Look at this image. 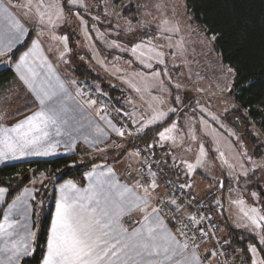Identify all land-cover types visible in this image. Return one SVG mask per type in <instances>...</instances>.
Returning <instances> with one entry per match:
<instances>
[{
  "label": "rangeland",
  "instance_id": "1",
  "mask_svg": "<svg viewBox=\"0 0 264 264\" xmlns=\"http://www.w3.org/2000/svg\"><path fill=\"white\" fill-rule=\"evenodd\" d=\"M25 2L26 0H11L12 5ZM35 2L33 0L34 4ZM49 2L51 0H45V4ZM57 3L61 11L60 18L56 17L55 8L50 10L54 24H49L47 17L44 23H40L37 18L29 19L26 23L29 35L23 45L27 44L30 35L33 36L19 56L28 50L33 40L39 39L38 57L42 55L55 60L65 56L74 66L76 62L85 64L101 73L112 87L126 90L133 107L132 113L122 108L133 124L139 123V130L149 129L152 138L156 135L160 138V132L172 129L166 133L171 139L164 140L172 143L177 153L188 155L189 162L184 163L186 171L193 177L200 170L208 178L199 176L197 189L203 187L200 185L201 181L206 184L205 190L211 189L202 196L209 195L214 204L212 210L217 211V203L222 202L223 207L225 205V221L218 214V226L221 228L219 236L229 248L231 264H253L254 259L259 264L264 260V244L260 243L261 237H264V229L256 228L244 212L253 215L250 210L255 208L259 215H264V198L257 185L264 190V133L255 123L245 119L246 112L241 111L235 103L231 94L234 71L227 72L231 67L222 61L217 52L215 39H212L215 36L207 33L195 21L187 10L186 0H121L118 3L114 0H57ZM16 9L17 16L23 20L20 10ZM63 37H67L66 47ZM137 44L142 47L134 53L132 49ZM111 51L116 54H110ZM14 55L11 53V61ZM7 59L3 57L1 60ZM160 60L164 62L160 63ZM8 65L10 63L2 62L0 69ZM60 80L78 93L82 89L81 79L77 84L72 83L73 80L69 78ZM10 88V84L0 86V124L6 121L8 113L22 109L33 101L31 96L9 94ZM97 90L108 96L106 89L97 87ZM160 112L166 115L149 123ZM229 116L240 120L241 130L229 120ZM251 138L254 141H250ZM201 146L204 155H201ZM9 159H0V163L10 161ZM197 159L201 161L199 165L196 164ZM75 160L74 164L93 169L101 164L102 159L82 157ZM189 164L195 165L191 171ZM60 175L59 172L35 174L31 171L29 180L25 183L17 181L11 185V189L0 186L8 189L0 204V220L4 213L11 214L12 221H15L16 214L19 216L14 229L9 230L13 233L11 236L0 234V264H9L10 253L5 248L11 246L10 241L26 236L28 231L35 233L30 250V255L33 254L45 216L49 214V226L43 246L45 254L60 186L70 180L76 185H86L93 179L74 173L58 181ZM225 178L228 179L226 184ZM128 179H125L127 182L124 184L131 187L136 183ZM246 183L247 187L243 185ZM25 188L30 189L32 194H25L16 207H11ZM12 190L13 194L9 197ZM137 191L142 193L143 189ZM153 197L155 198L154 193ZM25 201L32 205L27 214L23 212ZM150 207H158L155 199ZM132 215L136 217L135 221L141 218L139 213ZM161 215L167 226L174 229L169 220L162 213ZM228 226L252 239L246 244L248 260L242 249L234 248L229 243ZM178 238L184 242L182 236ZM250 245H255V253L250 251ZM207 248L210 249L211 246ZM195 249L197 247L189 246L187 253L190 255ZM196 255L200 258V264H219L213 256L201 253ZM20 259L18 264H21Z\"/></svg>",
  "mask_w": 264,
  "mask_h": 264
},
{
  "label": "snow or ice",
  "instance_id": "2",
  "mask_svg": "<svg viewBox=\"0 0 264 264\" xmlns=\"http://www.w3.org/2000/svg\"><path fill=\"white\" fill-rule=\"evenodd\" d=\"M11 7L18 8L24 19L15 15L9 6L0 3V58H8L0 61L3 63L12 62L10 54L29 35V30L25 26L29 19L37 18L40 23H44L47 17V22L54 24L50 10L56 9L57 19L61 15L57 0H51L47 4L45 0H36L35 4L33 0H26L25 3ZM164 23L167 24V21ZM62 39L66 47L67 37ZM141 47L142 45L137 44L132 51L135 53ZM39 50V39L33 40L28 50L14 62L18 80L39 107L14 126L0 127V159L54 154L59 141H53V133L59 136L62 129L71 127L72 118L65 101L72 97L65 84L55 75L47 59L42 55L38 57ZM163 62L160 60V63ZM44 69L47 71L42 75ZM227 72L232 73L233 69L228 68ZM88 103L94 105L96 101ZM79 107L77 104V108ZM165 115L164 112H160L149 123L162 119ZM112 127L120 136L124 135L122 129H117L114 125ZM171 130L165 129L160 132V138L171 139L166 135ZM97 131L102 133L99 128ZM66 134L71 135L70 132ZM134 155L138 156L139 152ZM201 155H204L203 146ZM200 163V159H197L196 164ZM96 167L98 166H94L92 171L86 173L89 178H95L87 188H78L71 180L60 186L42 264H200V258L195 251L190 255L187 253L189 241L185 239L181 242L178 238L185 235L182 228H169L161 215L163 209L150 207L154 199L157 204L164 203L162 198L153 197L154 190L159 187L155 179L147 185L137 181L130 187L114 179L115 173L111 167L107 173L99 175L96 173ZM194 167L195 165H188L190 171ZM141 188L143 191L139 193L137 189ZM7 192V188L0 187V199H3ZM25 194L31 195V190L25 188L11 207H16L17 202L21 201ZM170 203L176 204V201L171 200ZM239 203L243 204V201ZM31 207L32 205L25 201L23 212L27 214ZM250 211L253 215H249L248 212H244V215L256 228L264 229V215H259L255 208ZM133 213H139L141 218L135 221V226L129 228L122 221L125 217L131 218ZM190 219L198 223L195 217ZM16 223L18 222L9 221L8 215H5L4 222L0 223V233L11 236L13 233L9 230H13ZM34 236L35 233L28 231L26 236L10 241L11 246L5 248V251L10 253L9 264L12 262L18 264L22 256L31 254V241ZM260 243L264 244V237H261ZM249 248L253 253L257 251L255 245H250ZM212 255L214 256L215 252ZM253 264H257L255 259ZM259 264H264V260Z\"/></svg>",
  "mask_w": 264,
  "mask_h": 264
},
{
  "label": "trees",
  "instance_id": "3",
  "mask_svg": "<svg viewBox=\"0 0 264 264\" xmlns=\"http://www.w3.org/2000/svg\"><path fill=\"white\" fill-rule=\"evenodd\" d=\"M114 1L118 3L121 0ZM186 5L195 21L200 23L207 33L215 36L214 45L217 52L222 61L233 69L231 94L235 103L241 111L246 112L245 119L255 123L264 133V0H186ZM75 69L81 79L85 78L90 83L99 79L85 64L77 62ZM12 76V69L7 67L0 70V85L11 80ZM101 83L111 99L123 107L118 97L121 92L105 81ZM149 133L151 131L146 133V138L152 140V135L148 137ZM250 141H254V138ZM75 159L74 156H58L3 164L0 166V186L11 189L13 183L19 182L25 173L30 175L31 171L35 174L59 172L61 175L58 181L74 173L82 174L88 167L74 164ZM12 194L13 190L10 191L9 197ZM223 216L222 205V218ZM49 219L47 214L37 238L35 251L23 258L21 264H41ZM227 231L229 243L234 248L242 249L245 259L248 260L246 244L252 239L232 226H228Z\"/></svg>",
  "mask_w": 264,
  "mask_h": 264
},
{
  "label": "crops",
  "instance_id": "4",
  "mask_svg": "<svg viewBox=\"0 0 264 264\" xmlns=\"http://www.w3.org/2000/svg\"><path fill=\"white\" fill-rule=\"evenodd\" d=\"M0 3L4 4L5 6H9L10 10L13 11V13L15 15H18L17 9L11 7V6H13L11 4V0H0ZM34 32L35 31H33L32 33L34 34ZM32 36L33 35H30L29 38L27 39V44L29 43V40H31ZM23 43L18 45L17 48L14 49L13 54H15V55L13 56V59H12V62L10 63V65L2 68V69H4V68L8 67V68L12 69L13 76H12L11 80H9L6 83L1 84L0 86L10 84L12 88H10L9 94L13 93L16 95H21V96L23 95V96L29 97V96H31V94H27L25 92L26 90L19 83V80L16 76L15 69H14L15 60L18 59L19 53L21 51H23L27 46V44L23 45ZM110 54H116V52L111 51ZM45 58L47 59V62L52 66V69H53L56 76H59L62 79L65 78V80H68V78H69V80L75 81V84H77L78 80L81 79V77H79L77 72H76L74 64H72L73 62H71V60L68 59L67 57L64 56L61 59H55V60H51L50 58H47V57H45ZM1 59L2 58H0V61H2ZM37 62L39 63V59H37ZM0 64H2V62H0ZM2 69H0V70H2ZM46 71H47L46 69L42 70V75L45 74ZM93 71L95 72L96 75L99 76V79L92 80V85L95 86L96 88L97 87L102 88L101 82H103V81L107 82L106 81L107 79L103 78L104 76L101 73L99 74L95 70H93ZM15 82H17V83H15ZM66 88L68 90V93L72 97V99H67L65 101L66 106L69 109V115L72 118L70 120L71 127L68 129H62L61 135H59V136H56L53 133V136H52L53 141H59V144L55 150V153L51 154V155H47V156H44V155L18 156L17 158H10L9 159L10 161L2 162L0 164L3 165L6 163L22 162V161H27V160H32V159H51V158H55L58 156H74L76 159H79L82 157H85L87 159L92 158V157H100L102 159L100 161L101 164L98 165V167H96V169H95L97 175H99L100 173H107L108 168L111 167L115 173L114 179L119 181V183H121V184L126 183L127 181L125 179H128V177L125 174V168L127 166H129L131 157L137 158V156L134 155L133 151L125 153V152H116L115 150H113L111 142H110V131H114L113 127H112L113 125L115 126V128H117L116 121L112 118L105 117L102 114L101 107L98 105L97 102L94 105H92V104H89L88 101H93V100H91L89 98H84L82 96H81V98H79L78 94L80 93V90L78 93V91L69 89V87H66ZM116 88L121 92V93H119L118 97L120 98V101H121L123 108L125 110H127L128 112L132 113L131 111H132L133 107L131 106V102L129 101V99L127 97L128 94H127L126 90H123V88L120 89L119 87H116ZM77 104L80 105L79 108H77ZM38 107H39V105L37 103H35L34 101H32V103L31 102L28 103V105H26V107H24V108L18 109L17 111H14L13 113L12 112L8 113V115L6 117V121L2 122L0 124L1 125L0 127H12V126H14L18 121L24 119L26 116L35 112L38 109ZM142 119H144V118H142ZM134 124L136 127H138L137 125L139 123L136 124V122H135ZM97 128L101 129L102 133L98 132ZM142 131H145L147 133L150 130L149 129H142ZM67 132H70L71 135L69 136L68 134H66ZM150 136H151V133H149L148 137H150ZM97 140H99L100 142L94 143V141H97ZM152 141H154L157 148L160 150V152L166 158V161H167L168 165L171 166L174 174L179 178H184V179H182V181L185 180L184 182L188 185V187L191 189V191L193 193L202 196V194H205L206 192L211 190V189L205 190L206 184L203 181L200 182V185L203 187L201 189H197V188H199V187H197L199 176L203 177L204 179H207V180H208V178L200 170L198 171V173L200 175L195 174V175H193V177H191V174L188 171H186V169L184 167V163L189 162V161H187V159L189 157L186 153H183V154L177 153L176 149H174L172 143H170L169 141H166V140H161V138H159L157 135L155 138H152ZM165 147L167 149H165ZM69 149H72V150L69 151ZM97 149H101V151H97ZM91 168L92 167H90L89 169H86L82 174L86 175V173L93 170ZM87 179H89L88 176H87ZM94 180H95V178H93L90 181V183H93ZM227 181H228V179L225 178L224 183L226 184ZM90 183L88 182V183H86V185H77V187L84 189V188H87ZM220 184H218L217 186L220 187ZM212 187L214 188L215 186H212ZM3 188H5V187H3ZM4 197H3V199H4ZM3 199H0V204H1ZM224 213H225V205H224ZM5 215H8L9 221H12L11 217H10L11 214H5L4 213L2 219L0 220V223L4 222ZM18 218H19V216L16 214L15 221ZM127 218L123 219V221H122L123 223L125 221V223H124L125 226H127L129 228L135 226L136 217L131 215L130 220H128ZM222 219H223V221H225L224 216ZM201 249H203V251H200ZM195 250L197 251V252L195 251L196 253H201L202 255L205 254L207 256H213L211 254L210 249H208L207 246L202 247V248H198ZM213 257L217 259V257L215 255Z\"/></svg>",
  "mask_w": 264,
  "mask_h": 264
},
{
  "label": "built area",
  "instance_id": "5",
  "mask_svg": "<svg viewBox=\"0 0 264 264\" xmlns=\"http://www.w3.org/2000/svg\"><path fill=\"white\" fill-rule=\"evenodd\" d=\"M80 85L82 89L78 97L95 100L101 107L102 114L114 119L117 129L124 131L123 136L116 131H110L113 150L125 153L139 152L137 158L131 157L129 166L125 168L126 176L145 185L155 179L159 185L153 192L155 198L164 200L163 204H157L163 209L161 213L175 229L182 228L185 233L182 238L189 241V246L197 249L204 245L211 246V254L215 252L219 264H231L229 248L219 236L221 228L218 226V214L222 216V205L217 203V211L212 210L214 204L209 195L200 196L193 193L188 185L174 174L154 142L146 138V132L139 130L131 122L128 113L115 105L109 95L104 96L85 78L81 79ZM171 200H175L176 204H171ZM191 217H195L198 223L192 222Z\"/></svg>",
  "mask_w": 264,
  "mask_h": 264
},
{
  "label": "water",
  "instance_id": "6",
  "mask_svg": "<svg viewBox=\"0 0 264 264\" xmlns=\"http://www.w3.org/2000/svg\"><path fill=\"white\" fill-rule=\"evenodd\" d=\"M229 120L231 122H233L236 126L239 127V129L241 130V123H240V120L238 118H236L235 116H229ZM29 173H25L22 178L19 180V183H25L29 180ZM245 187H247V183L246 184H243ZM258 185V188L259 190L261 191L262 195H263V198H264V190L261 188V186L259 184Z\"/></svg>",
  "mask_w": 264,
  "mask_h": 264
}]
</instances>
